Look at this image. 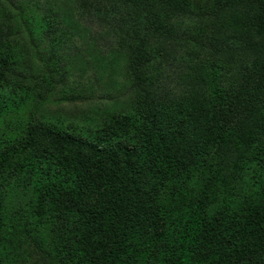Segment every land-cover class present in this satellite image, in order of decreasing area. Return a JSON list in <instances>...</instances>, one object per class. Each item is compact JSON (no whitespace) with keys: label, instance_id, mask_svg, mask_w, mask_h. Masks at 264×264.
<instances>
[{"label":"trees","instance_id":"16d2710c","mask_svg":"<svg viewBox=\"0 0 264 264\" xmlns=\"http://www.w3.org/2000/svg\"><path fill=\"white\" fill-rule=\"evenodd\" d=\"M0 264H264V0H0Z\"/></svg>","mask_w":264,"mask_h":264},{"label":"rangeland","instance_id":"374dc122","mask_svg":"<svg viewBox=\"0 0 264 264\" xmlns=\"http://www.w3.org/2000/svg\"><path fill=\"white\" fill-rule=\"evenodd\" d=\"M90 75H92V74H91V73H88V76H87L86 79H88V77H90ZM100 86H101V87H100ZM102 88H105V85H102L101 82L99 83V85H95V90L102 89ZM100 94H101V93H99L98 95L101 96ZM93 98H94V97H93ZM99 101L101 102V101H105V100H99V99L97 100V99L94 98V99H92L91 104H93V103L96 104V102L99 103ZM48 109H50V107L46 108L47 111H48Z\"/></svg>","mask_w":264,"mask_h":264}]
</instances>
